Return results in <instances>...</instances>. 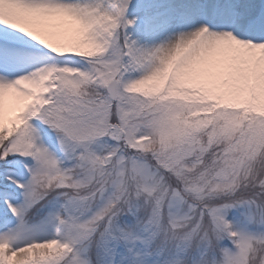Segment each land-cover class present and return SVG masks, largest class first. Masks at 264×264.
<instances>
[{
    "label": "snow or ice",
    "instance_id": "snow-or-ice-1",
    "mask_svg": "<svg viewBox=\"0 0 264 264\" xmlns=\"http://www.w3.org/2000/svg\"><path fill=\"white\" fill-rule=\"evenodd\" d=\"M0 264H264V0H0Z\"/></svg>",
    "mask_w": 264,
    "mask_h": 264
}]
</instances>
